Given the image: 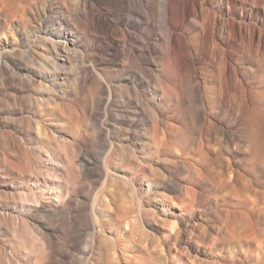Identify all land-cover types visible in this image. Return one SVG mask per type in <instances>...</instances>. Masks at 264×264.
<instances>
[{"label": "rangeland", "instance_id": "1", "mask_svg": "<svg viewBox=\"0 0 264 264\" xmlns=\"http://www.w3.org/2000/svg\"><path fill=\"white\" fill-rule=\"evenodd\" d=\"M103 33L81 0H0V264H264V117L239 93L264 47L229 57L226 103L198 74L201 109L157 31L135 55Z\"/></svg>", "mask_w": 264, "mask_h": 264}, {"label": "bare ground", "instance_id": "2", "mask_svg": "<svg viewBox=\"0 0 264 264\" xmlns=\"http://www.w3.org/2000/svg\"><path fill=\"white\" fill-rule=\"evenodd\" d=\"M39 1L29 0L33 4ZM81 1H83L84 18L89 23L103 28V36L109 44L115 45L116 42L125 44L127 52L131 55L134 54V45H140L149 54L157 50L156 44L150 43L153 31H157L162 39L166 38L172 49L171 60L180 73H186L192 84L191 93L186 94L185 99L189 102L199 100L201 109L203 107L201 92L206 89L210 92L212 87H206V83L205 86H201L198 74L213 79L215 72L218 71L223 82L222 98L226 103L230 97L227 78L228 67L231 66L229 57L236 53L241 60L248 53L259 51L264 47L263 27L259 28L246 19L251 0ZM259 7V2H254V11L264 20V11L261 13ZM249 15L253 18L254 13L251 12ZM161 22L166 25L161 27ZM196 58L199 59L198 62ZM255 83L258 86L250 90L240 83V92L234 85V92H239L246 103L252 120L251 125L257 123L260 126L264 117V88L258 79ZM255 160H259L257 150H254L251 157L253 163Z\"/></svg>", "mask_w": 264, "mask_h": 264}]
</instances>
